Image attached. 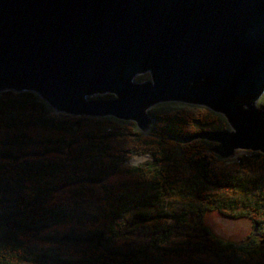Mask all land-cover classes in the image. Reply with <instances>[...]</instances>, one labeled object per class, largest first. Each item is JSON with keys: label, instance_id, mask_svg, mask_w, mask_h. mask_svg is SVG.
Segmentation results:
<instances>
[{"label": "trees", "instance_id": "obj_1", "mask_svg": "<svg viewBox=\"0 0 264 264\" xmlns=\"http://www.w3.org/2000/svg\"><path fill=\"white\" fill-rule=\"evenodd\" d=\"M151 116L144 136L133 122L58 114L33 91L0 93V264H264V231L233 243L205 224L218 211L264 227V154L229 161L168 136L229 126L207 110ZM142 152L153 161L126 163ZM128 214L154 229L145 243L123 229ZM171 219L199 231L174 234Z\"/></svg>", "mask_w": 264, "mask_h": 264}, {"label": "water", "instance_id": "obj_2", "mask_svg": "<svg viewBox=\"0 0 264 264\" xmlns=\"http://www.w3.org/2000/svg\"><path fill=\"white\" fill-rule=\"evenodd\" d=\"M145 73L152 80L137 82ZM9 90L142 132L154 105L197 104L230 128L170 138L215 143L224 159L264 154V0H0V93Z\"/></svg>", "mask_w": 264, "mask_h": 264}, {"label": "rangeland", "instance_id": "obj_3", "mask_svg": "<svg viewBox=\"0 0 264 264\" xmlns=\"http://www.w3.org/2000/svg\"><path fill=\"white\" fill-rule=\"evenodd\" d=\"M152 80V76L150 73H145V74H140L136 77V81L138 82H144V81H150ZM99 95H95L94 97H98ZM258 105H264V95L259 99L258 101ZM207 110L210 113H215L212 110H210L209 108H206L204 106H200L197 104H192V103H188V102H181V101H170V102H161L158 103L156 105H154L151 109H150V113L154 114V113H174V112H183L186 111V113H188L189 115H192V112L194 110ZM54 110V109H53ZM56 111V110H55ZM58 114L61 115H67L64 113H59L58 111H56ZM217 115H219L220 118V122L225 121L227 124V119L224 117V115L222 114H218L215 113ZM74 116V115H72ZM125 122H133V121H125ZM135 123V122H133ZM136 124V123H135ZM136 128L139 132H141V134H143L144 136H149L153 125L151 127V129L147 132H142L136 125ZM227 128H230V126H227ZM207 129H224L221 126H213V127H209ZM201 144L203 145L204 149L206 150V153H210L213 152V150H210V148H214L212 142H209L207 140L204 139H197L194 140L192 142L189 143H180L182 145H188V144ZM248 152H253V151H248V150H238L236 151V153L234 154V156H232L231 158L225 159V160H237L238 156L248 153ZM222 158V157H221ZM224 159V158H222ZM153 161V158L150 154H146L144 152L130 158L128 161H126V163L130 166L136 167V166H141V165H145L148 162ZM224 169V167H223ZM255 176V175H254ZM253 176V177H254ZM244 179H250L251 176H245L243 177ZM259 186H261V182L259 184ZM253 191L255 190L254 187L252 186ZM261 190V189H259ZM264 192V190H263ZM181 205L180 202H176L173 201L172 203V208L176 211L179 212V210L181 209ZM169 211L172 212H176L173 211L172 209L168 208ZM127 220L126 222H124V226L123 229H125L127 231V233L132 234V236L135 238V243L136 244H142L145 243L147 240H149L154 234L153 231L154 229H151L149 227H145V226H139V229H136L137 227V221H130L133 219L132 214H128L127 216ZM206 221L205 224L206 226L209 228V230L214 233L215 235H217L219 238L225 240V241H230L233 243H241L245 240H248L252 235L255 234H259L260 230L264 231V227L262 226V224H257L254 222V220L251 218V215H247V216H243L237 219H232L229 217H225L223 216L220 212L218 211H211L209 213L206 214ZM166 225H172V231L174 232V234L176 233H180V232H184V231H188V230H192L194 232L199 231L198 229H193L191 227H184L181 225L176 224V222L171 219ZM135 226V227H134Z\"/></svg>", "mask_w": 264, "mask_h": 264}, {"label": "flooded vegetation", "instance_id": "obj_4", "mask_svg": "<svg viewBox=\"0 0 264 264\" xmlns=\"http://www.w3.org/2000/svg\"><path fill=\"white\" fill-rule=\"evenodd\" d=\"M138 82V81H137ZM204 130H209V129H204ZM201 131H203V130H201ZM201 131H199V132H201ZM198 133V132H197ZM196 134V133H195ZM213 144V147H215L216 146V144L215 143H212ZM219 156V155H218Z\"/></svg>", "mask_w": 264, "mask_h": 264}]
</instances>
